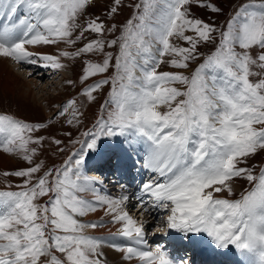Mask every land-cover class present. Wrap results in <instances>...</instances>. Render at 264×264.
Instances as JSON below:
<instances>
[{
    "label": "snow or ice",
    "instance_id": "1",
    "mask_svg": "<svg viewBox=\"0 0 264 264\" xmlns=\"http://www.w3.org/2000/svg\"><path fill=\"white\" fill-rule=\"evenodd\" d=\"M190 2L140 0L118 38L115 74L84 89L89 99H95L93 92L111 83L110 98L102 108L111 103L114 109L83 133L88 139L74 142L80 149L59 167L48 168L39 177L34 174L41 171L43 163L5 173L25 179L21 191H0V264H41L42 257L50 258L43 264H102L101 240L84 232L100 225L82 223L76 216L104 206L113 222L122 225L121 235L135 245H147L145 223L125 210L129 197L100 196L90 187L94 178L83 172L85 158L98 150L104 138L119 141L118 160L119 153L131 158L137 145H146L143 166L163 178L142 184L148 197L141 198L142 211L147 212L150 204L166 213L157 218L162 226L153 235L168 236L175 231L195 246L201 234H206L217 248L234 246L250 264H264V169L256 175L240 166L247 157L264 150V3L242 5L226 29H220L193 18L185 7ZM120 3L114 0L115 5ZM89 4L90 0H0V17L9 21L0 26V56L17 63L44 61L43 67H64L58 56L34 53L26 45H71L89 31L102 37L106 29L99 17L83 26L77 22ZM202 6L221 11L215 5ZM256 7L259 10H249ZM116 11L111 8L112 13ZM115 28L112 25L107 31ZM77 29L79 34L73 39ZM187 31L195 36L186 35ZM217 32L218 44L213 35ZM174 36L189 47L174 45ZM117 42L112 39L108 43L115 46ZM201 42L216 44L215 50L190 75L157 71L165 55L173 57L169 63L174 68L188 69L189 62L202 55L197 50ZM104 47L102 38L93 39L76 52L63 51L61 55L103 52ZM253 48L259 49L255 55ZM112 59L109 52L102 63L89 61L81 82L107 72ZM253 76L259 79L253 81ZM75 104V100L68 101L58 115L64 116ZM161 106L167 110L161 111ZM71 115L69 124L77 112ZM45 127L0 115V148L22 153L31 164L37 149H29V144L44 139L33 138L31 133ZM234 178L254 182L253 187L235 200L214 196L225 189L231 195L232 187L226 182ZM86 191H92L95 199L86 200L81 195ZM40 197L48 199L39 204ZM112 246L125 253V259L136 257L142 264H182L161 244L155 248Z\"/></svg>",
    "mask_w": 264,
    "mask_h": 264
},
{
    "label": "rangeland",
    "instance_id": "2",
    "mask_svg": "<svg viewBox=\"0 0 264 264\" xmlns=\"http://www.w3.org/2000/svg\"><path fill=\"white\" fill-rule=\"evenodd\" d=\"M101 1L100 0H90V4L86 8L85 13L79 17L77 22L83 26L87 22H89L91 19L99 17L100 21L104 23V26L106 29L105 32L103 33V36L101 37L99 34L92 33L90 31L86 32L85 38L76 41L75 44H71V48H70L71 50H68V52L74 53L78 49L82 48L84 44L89 42L90 40L101 39V38L103 39L105 43L103 52L94 51L92 53H84L81 56H76V57L70 56L71 59L73 60H68L67 62L65 61L61 62L64 65V67L60 69H54V70L52 68H47V69L43 68L42 69L43 71H41V69L39 68H35L39 70L34 72V75L33 74L26 75V72L29 69L26 65H24V63H17L16 61L14 62V60H12L11 58H7V65L9 64L10 68L13 69L14 72L19 73L21 78L24 80V84H21L22 87L32 92L33 96L30 98H26L18 94L14 95L13 92L10 91L9 89H6V88L2 89L3 85L1 83V78L3 76H0V115H10L17 119H20V120H23V121H26L32 124L43 123L47 125V127L43 129L35 130L31 133L33 138L44 137L43 141L40 144L31 143L28 146L29 149L31 148L37 149V152L33 156V160L31 164L29 163V161L23 158L22 153L15 154L14 155L15 159H13L14 161L10 160L11 162L9 161L7 165L4 166L3 164H0V191H21L22 190L20 185H22L23 180L25 178L17 177L15 175H5L6 172L13 173L16 170L25 169L27 167L33 166L36 163H43V168L41 169V171L39 173L34 174L35 177H39L43 175V171L47 170L48 168H51L53 166L59 167L69 156H72L73 153H76L80 149V144L74 143V142L77 140L83 141L85 139H88L87 137L83 135V133L88 132L90 129H93L97 120L102 115L107 117L108 112L114 109V104H111V103L107 105V108H102V105H104L105 101L109 100L110 98L109 94L112 88L111 83L103 85L100 89L94 91L93 96L95 97V99H89V97L86 94H84V89L85 87L92 85L101 79L110 78L115 74L116 72V69L114 67L115 58L119 52V39L118 38L121 35V31L123 30L124 24L127 22V20L131 19L133 15L136 13L137 10L135 8V5L140 3V0H121L120 5L118 6L114 4V0L107 3V5H104L103 3V2H108L107 0H101ZM100 2L103 5L100 4ZM262 3H264V0H191L190 4L185 7L190 11V14L193 18H199V19L204 20L205 22L216 25L220 29H226L227 22L234 17L235 13L242 5L252 4V5L259 6ZM202 5H215L216 7L220 8L221 11L215 12V11H212L211 7L202 6ZM112 7L117 8V11L115 13L111 12ZM249 10L250 11L259 10V8L256 7L254 9H249ZM2 22L3 23L5 22L4 24L9 23L8 20L2 21ZM3 23H1V26L4 25ZM112 25H116L115 30L107 31V29L111 28ZM78 34H79V29H77L76 32H74L73 39H75V37ZM185 34L195 36V33L192 31H187ZM213 35L215 36L216 43L218 44L219 38H220L219 32L214 33ZM112 39H117L118 41L115 46H109L108 42ZM171 42L176 46L189 47L186 41L178 37H175V36L171 38ZM215 46L216 44L211 43V42L209 43L201 42L200 44H198L197 50L202 55H200L197 60L190 61L189 62L190 67L188 69L174 68L169 63V61L173 57L171 55H165L163 57V63L159 65V67L157 68V71L158 72L180 71V72H183L185 75H190L191 72L194 71V69L200 63H202L208 55H210L215 50ZM237 50L240 51V49H237ZM251 51L253 55H255L259 51V49L253 48ZM109 52L112 53L113 59H112V66L109 67L108 71L105 73H99V74L90 76L86 81L81 82L80 78L84 75V71L87 66V63L89 61L93 63H102L105 58V54ZM63 69L66 70L67 73L66 72L64 73ZM49 70H51V72H48ZM253 70L260 71V69L258 68H254ZM60 71H62V73H60ZM250 79L255 81V80H258L259 77L253 76V77H250ZM69 80L73 82L68 83ZM27 81L29 82L30 87L27 85ZM175 86L180 87V88L185 87L184 85H180V84H177ZM182 98L183 97H181V99ZM70 100H75L76 104L74 106H70L68 108V111L64 114V116L58 115L59 112L63 109L65 105L68 104V101ZM160 110L166 111L167 108L166 106H161ZM74 111L77 112V116L75 119L72 120V123L69 124L67 121L72 118L71 114ZM80 113H82V115H80ZM56 140L61 141V143L57 144L55 142ZM106 140H108V142L110 140L113 143V144L111 143L112 146L113 145L118 146L116 143H114L116 141L115 139H108V138L102 139L98 150L95 152H91L89 156L85 158V160H87L88 158H91V159H88L84 163L85 166H83V172L85 175H86L85 172L88 170H91V172L95 171L93 170V168L90 169L87 166L89 165V162L92 161V159L93 160L95 159L93 156L94 153L97 156L99 154L101 155L104 154V151L106 150L105 148H103L100 152L99 150L101 149V145L104 144ZM139 146L141 147V146H146V145L139 144ZM61 149H63V151H61ZM137 149L138 151H134L132 153V158L137 160L136 163L139 162V160H141V157L146 155L145 150L143 151L144 153L143 155L140 148H137ZM112 159L114 160L113 156L111 157L109 165L112 163L111 162ZM108 162L109 160L106 162V164L103 165L104 168H106ZM141 163L139 162L142 168L141 171L143 173V166ZM132 165H133V162H132ZM240 166L249 168L253 171V174L258 175L261 169H264V150H258L257 154H255L254 156L247 157L246 163L241 164ZM112 167H114V164ZM100 168H102V166ZM87 173H90V172L88 171ZM147 175L149 177V171H147ZM113 179L114 178H112L111 175L109 176V178H106L104 182L106 186L109 184L108 183L109 180L111 182H115L114 183L115 185L120 184L118 181H114ZM237 179H238V182H236ZM35 182L36 181L34 179L33 183ZM100 182L103 183L102 180H100ZM232 182L235 184L237 183V184L235 187L231 186L232 187L231 195H229L227 190H224L220 193L214 192L213 193L214 196L217 198H226V199H233V200L239 199L243 193H245L248 190H251V188L253 187V183H254V182H249L247 179L234 178L232 180H229L227 184L230 185ZM216 186H219V185H216ZM116 190H117V187H115V189H109L108 192L110 193V191H116ZM208 190L209 189H207L206 191ZM128 192L129 191L126 192V195L129 197ZM84 193H81V195L82 196L85 195L86 200H91L88 195V192H86L85 194ZM47 199L48 197H40L37 199L36 202L39 204H44L47 201ZM139 201L140 200L138 201L132 200V198L129 197L126 203L131 208L135 206L134 204H138ZM139 205L141 204L139 203ZM124 207L126 206L124 205ZM97 211H100L103 215L97 216L95 215L96 214L95 211H93V212H88L84 216L77 215L76 219H78L79 221L85 224L98 222L99 223L98 225H102L101 228H103L104 222L113 221L112 214L107 212V208H101V209H98ZM130 212L133 213L134 210L133 211L131 210ZM160 212L161 211L158 210L157 218L160 216L166 215V213L164 214V212H161V213ZM141 213L142 212H139V215L137 214L138 218L134 214H133V217L138 222L143 221L145 225L150 226L149 228H146L145 226V233L148 232L147 230L150 231V230H154L155 228H156L155 230L156 232L162 226V224H160L162 222L158 223L157 218L154 219L156 214L152 215V217L150 218L143 214L140 216ZM87 215L88 216L92 215L91 216L92 218L88 217ZM90 229L91 227L85 228L84 229L85 234L95 237L101 240L102 242L100 249H99V251L102 253V255L100 256L102 264H114L115 262L113 261L112 258H110V253H106L105 250H103V249H106L105 246H107V244L113 245V243L109 242L110 241L109 238H108L109 241L106 240V238L109 236L104 234L105 232L102 230H100L99 232H95V231H90ZM118 229L119 227L116 228V230ZM94 233H95V236H94ZM119 234H121V232ZM202 238L201 240H203L204 238L207 239L206 237H204L203 239ZM145 239L147 241V245L146 246L143 245V247H146V248L148 247L153 248L154 246L159 244V242L157 243L156 241L160 240L161 244L163 242L160 235L157 240L151 241L150 238L146 235H145ZM206 241L209 244L211 243L212 246H215L212 244L211 239H207ZM230 248L233 249L235 247L230 246ZM201 249H203V247H201ZM56 255L63 258V254H60L57 252ZM47 259H50V258L42 257L41 264H43V262ZM248 261L250 260L248 259Z\"/></svg>",
    "mask_w": 264,
    "mask_h": 264
},
{
    "label": "bare ground",
    "instance_id": "3",
    "mask_svg": "<svg viewBox=\"0 0 264 264\" xmlns=\"http://www.w3.org/2000/svg\"><path fill=\"white\" fill-rule=\"evenodd\" d=\"M107 1L108 2H103L104 5H107V3H109L112 0H107ZM101 2H100V4H102ZM5 19L6 18L0 17V26H1V23H3L2 21H6L7 20V19L6 20ZM26 47H28V49L30 51L34 52V53H46V54H51V55H57L60 58V61L61 62H64V61L67 62L68 60H73V59H71L70 56L65 57V56H62L61 55V53L63 51L71 50L70 49L71 48V45L70 44H67V43L60 42L58 44H49V45H44V44H40V45H26ZM7 58L8 57H2V56H0V76H3L1 78V83L3 85L2 86V89H5V88L6 89H9L10 91L13 92L14 95L15 94H18V95H20L22 97H26V98L32 97L33 96L32 95L33 93L30 92L28 89H25L24 87H22L21 84H24V80L21 78V76L19 75V73L14 72L13 69L10 68L9 64L7 65ZM44 63H45L44 61H39L38 64H36V65H29V64H25L24 63V65H26L28 67V69H29V70H27V72L25 71L26 72V75L27 74H30V75L33 74L34 75V72L38 71L39 69H41V71H43L42 70L43 68H45V69L51 68V67H43L42 65ZM22 68H23V66H22ZM35 68H39V69L37 70ZM52 69L54 70V68H52ZM48 72H51V70H49ZM65 72L67 73L66 70H64V73ZM60 73H62V71H60ZM27 85L30 87L28 81H27ZM31 91H32V89H31ZM35 99H37V98H35ZM122 139L123 138H121V137L119 138V140H122ZM111 143L112 142L110 140H109V142H108V140H106L105 143H104V148L106 149V150L104 149L105 150L104 151V154H106V155H104V154H102V155L99 154L98 156L97 155H94V158L95 159L94 160L92 159V161H90V163H92L93 165L97 166V171L95 170V171L91 172V170H88L87 169L90 173H87L88 171L85 172L86 173V176L94 178V182L90 185V187L95 188L96 192L100 196H109V197H112V198H119L121 196L126 195V192L129 191L128 194H129V197L131 198V196L134 194V192L137 191L140 187H142V184L144 182L148 181L149 178L152 179L155 176V178H157V179L158 178L161 179V180L163 179V178L158 177L156 173L152 172L148 168H146V169H147V171H149V178H146L145 175H143V173L141 171L142 168H141V166L139 164V162L140 163L142 162L141 164L143 166V162L144 161L142 159L139 160V162L136 163L137 160L133 159L132 157L131 158H128L126 155H124L122 153H119V160H118L117 159V156H118V146H116V145H113L112 146ZM114 143H116L118 145L119 144V141L116 140ZM15 154H19V152H12V153H10V152H5L3 150V148L0 149V160H1L0 161V164H3L4 166L7 165V163L10 160L15 159V157H14ZM107 156H109V157H107ZM112 156H113L114 160L112 159V161H111L112 163L109 165V167L111 168L110 169L111 172L107 175V174L104 173V172L107 171V169L103 167V164H106V162L109 160V158L111 159ZM89 159H91V158H89ZM132 162L135 163L138 166V168L136 170L134 169V167H133L134 164L132 165ZM113 164H114V167H112ZM101 166H102V168H100ZM98 172H100V173H98ZM110 175L112 176V178H114L113 179L114 181H118L120 184L115 185L114 184L115 182H111L109 180L108 181L109 184L106 186V184L104 183L105 182V179L106 178H109ZM139 178H141V180H142V182L140 183V186H139V183H138ZM100 180H102L103 183H101ZM135 180L137 182H134ZM236 182H238V179H237ZM236 184L232 182L230 184V186H232V187L234 186L235 187ZM115 187H117V190L116 191H110V193L108 192L109 189H115ZM210 190H212V189H209L208 191H210ZM86 192H88V195H89V197H90L91 200H94L95 199L94 194H93L92 191H86ZM83 197L85 198L86 196L83 195ZM141 198H143V197H141V195H138L137 198H132V200H137V201L140 200L141 201ZM140 201H139V203L141 204ZM138 204H134V205L137 206V207H139ZM125 206H126L125 207V210L132 217H133V214L136 215V217H137V214L139 215V212H142L140 214V216L143 214V215L148 216L150 218L152 217L153 213L156 212L155 213L156 216L154 217V219L157 218V215H158V210L157 209H154L153 207H151L150 204L148 205V211L147 212L142 211V207H143L142 205H141L140 209H137V210H135L134 207H131L130 208L129 205H127V203L125 204ZM103 208H107V206H104ZM131 210L132 211L134 210V212L131 213L130 212ZM161 212H163V211H161ZM95 213H96L95 215H97V216L103 215L100 211H95ZM150 213H152V214H150ZM91 216L92 215H90L88 217H91ZM145 216H144V218H145ZM141 222H143V221H141ZM94 223L99 224L98 222H94ZM160 224H162V223H160ZM101 226L102 225H100V226H98V227H96L94 229L91 227L90 231H95V232H99L100 230L104 231L105 232L104 234H106L107 236H109V237L106 236L107 237L106 240L108 241V238H109L110 239L109 242H112L113 245L127 246V245L131 244V245H133L135 247L145 248V247H143V245H135L132 240H129L128 238L124 237L123 235L117 233L116 232V228H118V227H119V231L121 232V229H122V225L121 224L114 223L113 221H110V222H104L103 228H101ZM170 234H171V232H170ZM94 236H95V233H94ZM151 236H152V239L153 240H157L158 237H159V235H153V234ZM203 236L206 237L207 239H210L209 237H207L206 234H201V238ZM160 237L162 238L163 241H164L165 238H168L167 236H163V235H160ZM201 238H200V241H202ZM207 239H205V240H207ZM124 243H126L127 245L124 244ZM174 243L178 245V243H181V242L178 239H176V240H174ZM162 244H164V246L170 252V250L172 249V248H170V244H168V243L165 244L164 242H162ZM186 244H188V243L186 242ZM196 246L197 245H195V248L194 249H196L198 247V246L197 247ZM209 246H210V248H213L214 247V246L211 245V243L209 244ZM105 247H106V249H103V250H105L106 253H110V258L113 259V261L115 262L114 264H142V262L139 260V258H136V257H134L131 260L125 259L124 258L125 257V253L120 252L117 248L113 247L110 244H107V246H105ZM229 248H230V246H229ZM229 248L226 249V250L220 249V250H223V257H222V260L220 261V264H229L228 261H226L225 263L222 262L223 260H225V258H227V260L230 259V257H229V254L230 253L228 251ZM174 252H175V250H174ZM180 254H181L182 257L179 256V258L178 257H174V258L175 259H180L182 261V264H183L184 261H187V259H189L191 257V255H190L191 254V251H184V252H182ZM185 256H188V257L185 259ZM204 258L205 259H208V260H213V261H216L217 260L215 257H212V258L203 257V259ZM235 259H236V263H238V264H250V261H248V259L245 256L241 255V253L239 251H238V253L235 256Z\"/></svg>",
    "mask_w": 264,
    "mask_h": 264
}]
</instances>
